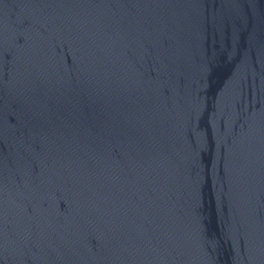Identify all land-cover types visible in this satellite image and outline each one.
<instances>
[{"label":"water","instance_id":"95a60500","mask_svg":"<svg viewBox=\"0 0 264 264\" xmlns=\"http://www.w3.org/2000/svg\"><path fill=\"white\" fill-rule=\"evenodd\" d=\"M0 264H264V0H0Z\"/></svg>","mask_w":264,"mask_h":264}]
</instances>
